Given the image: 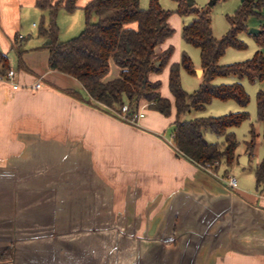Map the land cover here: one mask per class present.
<instances>
[{"label":"crops","instance_id":"0c3cea01","mask_svg":"<svg viewBox=\"0 0 264 264\" xmlns=\"http://www.w3.org/2000/svg\"><path fill=\"white\" fill-rule=\"evenodd\" d=\"M4 1L0 0V13L5 11ZM84 2L78 1V7L88 1ZM184 24L181 21L178 32ZM126 27L136 29L137 24ZM37 38L28 49L14 42V61L4 53L18 87L0 78V206L14 210L16 202L19 209L22 185L30 188L31 200L37 198L32 188L44 185L48 187L41 194L52 193L61 201V213L55 214L79 218L78 232L100 233L99 227L107 226L109 233L131 234L123 240L126 247L140 249L141 254L147 251V257L150 249L157 250L156 264H264V194L256 187L245 189L237 179L235 188H228L180 154L172 145V132L165 134L175 119L168 74L170 65L178 62L179 42L178 50L168 38L156 46L155 57L169 47L172 54L159 74L148 76L160 82V95L171 102V114L149 110L134 126L102 110L75 78L50 70L46 38L39 32ZM193 70L200 84L204 69L198 64ZM119 71L110 59L103 81L118 77ZM37 81L42 87L31 89ZM244 81L239 82L244 86ZM263 88L260 83L259 91ZM227 105V110L247 111V106ZM206 108L191 110L181 121L207 116ZM245 142L239 148L238 141L227 175L248 167L252 155ZM223 170L221 166L218 174L225 178ZM1 222L0 250L9 245L15 228L18 231L14 219ZM118 240L116 236L113 243Z\"/></svg>","mask_w":264,"mask_h":264},{"label":"trees","instance_id":"16d2710c","mask_svg":"<svg viewBox=\"0 0 264 264\" xmlns=\"http://www.w3.org/2000/svg\"><path fill=\"white\" fill-rule=\"evenodd\" d=\"M77 0H36L35 6L47 12L49 21L39 34L50 40L44 48L49 51L48 66L75 78L90 99L105 112L115 116L123 104L128 105V114L135 113L142 102H152L148 109L168 117L172 104L161 97L159 81H149L151 73L159 74L172 54V47L154 56V49L173 34L168 19L171 11L161 8L158 0H149L147 9L139 8V0H89L83 7L84 28L76 37L60 41L56 15L59 9L71 13ZM175 13L191 15V21L182 26L184 42L196 47L200 53V65L204 69L196 91L187 93L181 85L180 71L194 74V66L186 54L169 67L168 89L175 106L172 145L187 159L204 169L210 167L219 172L223 165V176L235 162L238 141L232 128L238 127L249 117L246 110L220 116H203L181 121V116L191 110L203 111L214 99L235 101L245 108L249 95L241 82L214 84L217 77L235 76L255 83L264 79V21L258 25L260 33L253 35L258 50L250 59L225 65L218 64L227 48L244 49L246 45L238 35L248 30L247 20L251 16L261 19L264 0H242L239 7L226 17L229 29L220 39L214 38L211 29L209 7L188 5L187 0H175ZM92 17L96 20L92 21ZM136 23L137 28L126 27ZM120 69L118 77L103 81L109 71V60ZM160 61L159 65L156 64ZM11 70L9 60L0 50V77ZM90 103V100L88 101ZM257 120L262 124L264 145V91L256 93ZM118 118V117H117ZM120 119V118H119ZM223 137L221 143H210L205 132ZM255 149V133L251 127L245 150L251 156ZM218 162V164H216ZM256 191L264 194V156L254 168ZM11 257V250L0 256V260Z\"/></svg>","mask_w":264,"mask_h":264},{"label":"rangeland","instance_id":"374dc122","mask_svg":"<svg viewBox=\"0 0 264 264\" xmlns=\"http://www.w3.org/2000/svg\"><path fill=\"white\" fill-rule=\"evenodd\" d=\"M33 0H5V11L0 13V50L3 53H9L12 61L15 60L16 52L14 48L15 35L18 40L15 42L20 49H28L32 47L33 42L39 40L37 38L38 31L41 27H46L49 17L46 11L35 7L32 4ZM79 3H85L89 0H77ZM195 7H209L211 17V29L214 38L220 39L227 30L229 24L226 17L234 13L239 7L241 0H216L211 4L212 0H192ZM69 13L64 9H59L56 15V24L58 26V39L65 41L76 37L84 28V12L78 7ZM160 6L164 10L171 11L170 26L175 29L173 34L168 37L171 40L174 48L178 50L177 43L181 44L178 50V62L181 55L186 54L193 66L200 64L199 50L184 42L181 37V32H178V25L183 21L189 23L192 16L180 17L175 13L177 2L175 0H158ZM31 4V5H30ZM149 0H139V8L147 9ZM263 17L261 19L256 16H251L247 20L248 30L243 31L238 35V39L242 41L246 47L244 49L227 48L225 53L220 57L218 64L225 65L230 63L242 62L250 59L257 48L255 38L248 34L249 29L257 28L261 21H264V8L262 9ZM96 18L92 17V21ZM19 36L29 40L21 41ZM47 40V39H46ZM44 40L43 42H45ZM12 41V45H11ZM11 47H13L11 49ZM24 47V48H23ZM5 51V52H4ZM176 52V51H175ZM15 63L13 64V66ZM166 66V65H165ZM164 66V67H165ZM15 67V66H14ZM164 69V68H163ZM233 76L217 77L215 83H226ZM180 81L182 88L187 93H193L197 90L199 83L194 74L188 73L181 69ZM237 82L240 80H236ZM235 82V81H234ZM232 83V82H229ZM245 89L249 95V103L247 105L248 119L241 123L238 127L232 128L239 148L244 146V141L249 139L248 131L250 127L255 132V150L250 158V162L245 171L241 168H235L232 175L238 181V184L245 189L255 191L254 168L264 156V145L262 141V124L257 120L256 114V93L259 91V84L264 87V79L256 83L244 81ZM264 89V88H263ZM227 104H231L237 108L235 101H221L218 99L212 100L211 104L206 108L204 115L220 116L234 112L228 108ZM150 109L147 108L146 113ZM237 111V110H236ZM165 134L169 135L173 131V123L166 126ZM223 137L217 136L211 132L205 134V139L210 143H221ZM221 168V167H220ZM224 166L222 165V169ZM231 175V174H230ZM33 187V186H32ZM48 186H35L32 188L36 191L35 199L29 198L28 186L22 185L21 200L19 201V209L14 210L12 206H0V225L1 220L11 218L15 220V228L13 235L10 234L9 245L0 250V256L11 250V257L0 260V263H11L14 259L19 260V264H156L157 250L150 249V254L147 257V251L141 254L140 249L127 248L123 240L131 234L125 233H109L107 226H101L100 233L95 230L92 233L78 232L77 217L62 216L59 196H54L52 193L41 194ZM52 191V189H51ZM45 197V198H44ZM6 203V202H5ZM6 208L8 210H6ZM59 212L55 214V212ZM18 216V219L16 218ZM3 218V219H2ZM81 220V219H80ZM91 220V219H90ZM7 222L4 221V225ZM82 228V227H81ZM96 228V229H99ZM94 229V228H92ZM119 240L117 245L113 243L115 237ZM135 236V235H133ZM122 241L120 242V240ZM6 243V242H5ZM89 260V261H88ZM132 261V262H131Z\"/></svg>","mask_w":264,"mask_h":264},{"label":"built area","instance_id":"2783aa9c","mask_svg":"<svg viewBox=\"0 0 264 264\" xmlns=\"http://www.w3.org/2000/svg\"><path fill=\"white\" fill-rule=\"evenodd\" d=\"M15 72L13 69L9 70V72L7 73V75L4 78H1L3 80H5L6 82L10 83L13 88H17L18 85L15 83ZM42 87V83L40 81H37L35 83H33L31 85V89L33 90H37L40 89ZM153 104L152 102H142L138 108V110L133 113V114H128L129 109H128V105L127 104H123L120 108L119 111H113L116 116L118 118H120V120L134 125V126H139L141 119L144 118L145 116V111L147 110V108ZM216 164H218V162H216ZM204 170L211 175L212 177H214L215 179H218L220 181H222L225 186H227L228 188L232 189L235 188L236 186V178L232 175H227L225 178H223L222 176H220L218 174V172L213 171L210 167H204Z\"/></svg>","mask_w":264,"mask_h":264},{"label":"water","instance_id":"95a60500","mask_svg":"<svg viewBox=\"0 0 264 264\" xmlns=\"http://www.w3.org/2000/svg\"><path fill=\"white\" fill-rule=\"evenodd\" d=\"M215 1H216V0H212V1H211V4H213ZM241 1H242V0H241ZM187 3H188V5H192V4H193V1H192V0H187ZM260 32H261V30H260L259 28H251V29H249V31H248V33H249V34H252V35H256V34H258V33H260ZM49 43H50V40L47 39V40L45 41V44H49ZM156 64L159 65V62H157ZM195 72L199 73L200 71H199V70H195ZM242 158H243V159H246L245 156H242ZM240 162H243V161H240Z\"/></svg>","mask_w":264,"mask_h":264}]
</instances>
